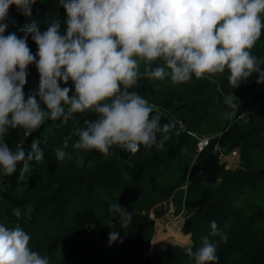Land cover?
Wrapping results in <instances>:
<instances>
[{
  "label": "trees",
  "instance_id": "16d2710c",
  "mask_svg": "<svg viewBox=\"0 0 264 264\" xmlns=\"http://www.w3.org/2000/svg\"><path fill=\"white\" fill-rule=\"evenodd\" d=\"M9 11L14 22L6 34H20L31 19H38L44 30L47 20L65 14L59 0H37L32 17H25L14 5ZM28 44L35 53V42L29 38ZM251 52L258 60L264 58V29ZM157 63L163 61L153 66ZM228 76L226 68L199 78L193 75L179 84L167 75L138 78L129 90L155 106L153 114H160L161 125H174L162 149L141 145L133 153L110 145L104 154L73 149V137L65 158L56 160L55 149L79 126L76 121L95 118L94 112L75 114L76 120L67 124L46 118L31 135L20 127L9 128L5 141L11 149L30 145L37 137L44 160L30 162L31 174L21 179L19 165L10 176L0 173V222L8 226L19 222L30 234L29 246L46 255L50 264H194V257L184 251L186 246L172 243L162 255L146 257L156 231L149 214H162L165 207L154 209L172 200L176 214L191 213L183 232L191 235L194 250L201 237L211 232L210 221H216L220 231L209 238L219 241V260L212 264H264V84H257L253 73L234 89ZM38 85L39 73L34 64L29 65L26 94ZM232 91L239 100L238 109L224 103V96ZM161 135L158 132L157 138ZM204 137H210V142L199 151ZM77 152L82 154L83 166H77ZM234 152L240 166L230 169L222 157ZM117 201L133 216L128 228L121 229L120 237L109 245L113 216L108 208ZM13 206L21 207V216L12 214ZM221 233L228 235L227 241Z\"/></svg>",
  "mask_w": 264,
  "mask_h": 264
},
{
  "label": "clouds",
  "instance_id": "9594fccd",
  "mask_svg": "<svg viewBox=\"0 0 264 264\" xmlns=\"http://www.w3.org/2000/svg\"><path fill=\"white\" fill-rule=\"evenodd\" d=\"M36 3L0 0V173L5 175L16 172L19 165L20 179L24 178L31 174L30 162L44 160L37 137L30 145L11 149L5 141L9 128L20 127L31 135L46 118L67 124L76 120L75 114L96 113L83 123L76 121L79 126L55 149L58 161L67 155L73 137V149H96L104 154L110 145L133 153L141 145L164 148L174 125H161L160 114H153L155 106L129 90L141 76L162 79L167 75L179 84L193 75L199 78L227 68L234 89L253 73L256 83L264 84V58L258 60L251 52L264 29V0H59L63 18L57 15L47 20L44 30L38 19H31L20 34H6L14 22L10 7L32 17ZM29 38L37 46L35 53ZM156 61L163 63L153 66ZM33 64L39 85L26 94L28 66ZM224 103L239 108L233 91L224 96ZM158 132L163 133L159 139ZM76 163L84 165L80 152ZM108 211L113 216L108 233L111 245L121 229L131 224L133 213L118 201ZM12 214L21 216V207L13 206ZM210 228L199 247L194 250L189 240L184 249L194 257V264L219 260V241L209 238L220 231L215 220L210 221ZM221 239L227 241L228 235L221 233ZM29 241L30 234L19 222L14 226L0 222V264H50Z\"/></svg>",
  "mask_w": 264,
  "mask_h": 264
},
{
  "label": "rangeland",
  "instance_id": "374dc122",
  "mask_svg": "<svg viewBox=\"0 0 264 264\" xmlns=\"http://www.w3.org/2000/svg\"><path fill=\"white\" fill-rule=\"evenodd\" d=\"M202 139H204L206 143L209 144L210 137L201 138L200 142L202 141ZM222 162H224L226 164V167L230 169H236L240 166V158L238 154H234L233 156H223ZM163 207H165V209L162 214L154 213L156 216V219H154L156 224V231L153 237L152 247L146 254L147 258L153 257L154 255H162L166 251L167 246L170 243L181 245L183 247L187 245L184 241L180 240L177 237V234L180 233L184 235V223L186 221V218H188L191 213L187 210H183L180 214H176V208L172 200L164 204ZM152 214L150 212V218Z\"/></svg>",
  "mask_w": 264,
  "mask_h": 264
},
{
  "label": "built area",
  "instance_id": "2783aa9c",
  "mask_svg": "<svg viewBox=\"0 0 264 264\" xmlns=\"http://www.w3.org/2000/svg\"><path fill=\"white\" fill-rule=\"evenodd\" d=\"M207 145H208V143H206V141L204 139H202V141L199 143V151H202ZM216 150H220V148L218 146H216ZM234 154H237V153L234 152L231 156H233ZM151 214H152L151 218L153 220L156 219L154 212H151Z\"/></svg>",
  "mask_w": 264,
  "mask_h": 264
},
{
  "label": "crops",
  "instance_id": "0c3cea01",
  "mask_svg": "<svg viewBox=\"0 0 264 264\" xmlns=\"http://www.w3.org/2000/svg\"><path fill=\"white\" fill-rule=\"evenodd\" d=\"M184 233V232H183ZM180 234V233H179ZM177 234V237L180 239V240H182V241H184L187 245L186 246H188V243H189V240H191V235H189V234H185L184 233V235H182V234Z\"/></svg>",
  "mask_w": 264,
  "mask_h": 264
},
{
  "label": "water",
  "instance_id": "95a60500",
  "mask_svg": "<svg viewBox=\"0 0 264 264\" xmlns=\"http://www.w3.org/2000/svg\"><path fill=\"white\" fill-rule=\"evenodd\" d=\"M163 208H164L163 206L159 205L154 210L155 211H161Z\"/></svg>",
  "mask_w": 264,
  "mask_h": 264
}]
</instances>
